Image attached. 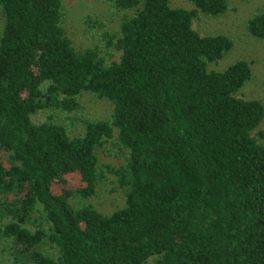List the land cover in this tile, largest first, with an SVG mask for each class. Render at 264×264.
<instances>
[{"label":"trees","instance_id":"trees-1","mask_svg":"<svg viewBox=\"0 0 264 264\" xmlns=\"http://www.w3.org/2000/svg\"><path fill=\"white\" fill-rule=\"evenodd\" d=\"M106 1L132 13L102 34L105 53L75 48L63 0H0V264H264V105L240 95L248 61L210 67L233 39L193 26L229 0ZM247 31L264 40V11ZM85 93L114 109L84 134L35 120ZM111 141L125 201L104 213L85 201Z\"/></svg>","mask_w":264,"mask_h":264},{"label":"rangeland","instance_id":"rangeland-1","mask_svg":"<svg viewBox=\"0 0 264 264\" xmlns=\"http://www.w3.org/2000/svg\"><path fill=\"white\" fill-rule=\"evenodd\" d=\"M173 6L192 8L186 0H171ZM64 27L77 50L100 46L108 51L102 34L116 31L121 17L132 11L115 9L106 0H63ZM264 11V0H229V8L222 15L207 16L198 14L193 26L203 35L224 34L231 37L234 47L225 56L213 62L210 67L223 70L238 60L251 64L253 76L241 89L240 95L247 99L259 100L264 105V40L253 37L247 31V22L255 14ZM5 26V19L0 9V36ZM112 51V50H111ZM80 109L68 113L58 109L45 110L35 116L37 122L44 121L52 114L55 120L63 124L72 137L84 134L87 120L108 119L113 113V103L98 98L91 93L80 97ZM264 129V121L261 125ZM119 146L114 141L107 143L100 150V168L104 176L98 183L97 194L85 202L91 203L102 212H112L124 205V194L115 182V176L108 172L107 166H119L124 162ZM69 185L75 187L79 178L75 174L68 177ZM9 244L0 242V261L7 260ZM7 260L6 262H8ZM5 263V262H4Z\"/></svg>","mask_w":264,"mask_h":264}]
</instances>
